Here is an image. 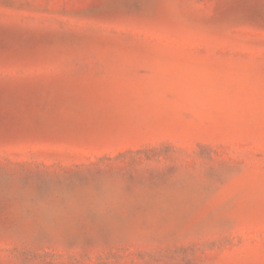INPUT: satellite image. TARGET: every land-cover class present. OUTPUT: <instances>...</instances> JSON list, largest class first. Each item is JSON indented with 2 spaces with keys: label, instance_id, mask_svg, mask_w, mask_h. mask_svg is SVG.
<instances>
[{
  "label": "rangeland",
  "instance_id": "obj_1",
  "mask_svg": "<svg viewBox=\"0 0 264 264\" xmlns=\"http://www.w3.org/2000/svg\"><path fill=\"white\" fill-rule=\"evenodd\" d=\"M0 264H264V0H0Z\"/></svg>",
  "mask_w": 264,
  "mask_h": 264
}]
</instances>
